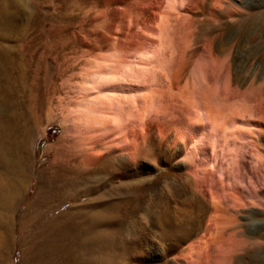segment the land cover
Masks as SVG:
<instances>
[{
    "label": "bare ground",
    "instance_id": "obj_1",
    "mask_svg": "<svg viewBox=\"0 0 264 264\" xmlns=\"http://www.w3.org/2000/svg\"><path fill=\"white\" fill-rule=\"evenodd\" d=\"M53 1L40 4L49 40L70 27L69 8ZM95 17L107 22L97 32L109 51L88 43L94 62L85 60L66 116L77 153L65 160L60 153L70 148L58 145L21 222L26 231L31 219L42 222L34 234L46 253L35 262L96 264L100 255L112 264L127 255L136 264H264V99L240 96L245 86L264 88V0H108ZM197 17L214 23L200 42L184 24ZM30 69L20 91L14 82L0 87V164L23 177L38 136L46 139L43 100L55 89L54 75ZM5 179L0 228L13 222L21 191ZM70 187L87 198L83 206L44 220Z\"/></svg>",
    "mask_w": 264,
    "mask_h": 264
},
{
    "label": "rangeland",
    "instance_id": "obj_2",
    "mask_svg": "<svg viewBox=\"0 0 264 264\" xmlns=\"http://www.w3.org/2000/svg\"><path fill=\"white\" fill-rule=\"evenodd\" d=\"M49 1L54 2L53 0H49ZM72 1L63 0V3H65V5H67V7L69 8L67 9V11L69 12L66 14L67 16L68 14L70 15V18L67 17L68 19L67 21H69L68 24L70 25V27L60 32L59 37L61 36L62 38L60 37L59 39V37H57L56 39L49 40V38L45 39L41 35L42 34L41 14L43 11L42 6L40 5L42 4L41 0H0V87L7 90L9 88V83L14 82L15 88L20 91L23 80V71L25 68L27 70V67L29 69L31 68L30 70L32 72H36L38 68L40 69L42 68V71L49 72L52 76L53 75L55 76V78L53 79L54 81H52L51 84V86H53L54 85L53 82H55V89L54 86L51 87L50 89L51 91H49V96H47V98H49L48 99L49 103L47 99L43 100L44 101L43 111L44 109L47 108L43 112V115H46L48 112L50 113V119L43 127V136H45L46 139L39 141L41 138L40 136H38L33 151V158L30 169L26 174H24L25 177H23L20 176L22 175L20 172L15 171L14 173H12L9 168L4 167L2 164H0V178H6L5 180H11V181L13 180L21 187L18 204L14 208L15 213L11 217H9L13 222L11 224L10 223L7 224L4 228H0V231L5 232V239L3 240L1 239L0 241V264H37V262H35L34 259L36 253L38 252L40 254L45 252L43 248L38 246L39 239L36 238V234L38 233V230L40 229L42 222L40 220L31 219L29 221L30 227L27 228L29 229L27 231L23 226H21V222L23 221V217L25 215L30 214L29 208L31 207V204L33 203L39 191L38 187L40 183L41 171H45L46 169H51L55 163V159L57 157L56 149L58 148V145L61 143V147L63 145L64 148L66 146H69L70 148V149L65 148V150L61 151L60 153V156H63V159L65 160L73 161L77 153V148L75 144H77L79 140H75L73 142L72 139L67 138L65 136L66 127H67L66 116L68 115L69 110L72 109L74 102L77 100L78 97L77 94L79 89L77 87L78 85H80L77 78L79 77V75L81 76V73L84 72L85 70V69L82 70L83 67L85 68L84 66L85 60L88 59L89 62H94V60L92 59L91 61L89 60L91 58V55L89 56V54L91 53L90 50L91 48L89 49V45H94V46L96 45L95 46L96 48H98V46L100 45L101 49H99L97 53L102 52L101 54L103 53L105 54V52L109 51L108 46L103 42L102 38L98 36L100 30L101 31L106 30L105 28H107V22L96 21V19H94L95 21L94 22L92 20L94 18V15H96L95 18H97V15H99L101 11L102 12L105 11L106 4H108V0H77V1L72 0ZM97 9H99L100 12H98ZM50 13H53V10H50ZM71 14L74 15L72 16ZM27 18H29V20ZM26 20H28V22ZM27 23L28 25L26 27ZM94 24L96 25L98 24L97 27ZM184 24L185 25L187 24L185 26L186 29L185 32L188 33L186 37L188 39H192L195 37L194 42H200L201 40L209 39L210 36L208 35V31L210 30L212 25L214 26V23H212L211 21L210 22L204 21L200 17H197L195 19L194 18L188 19L185 21ZM25 28L27 31L25 30ZM189 30L192 31L191 32L193 33L192 35H190ZM80 32L82 33V36L79 35ZM29 33L32 34L31 44L29 47H26L25 46L26 43H24L25 40L24 38ZM90 38L92 39L90 40ZM87 39L88 41L85 42L83 41ZM49 42L51 44H49ZM62 44L65 47H63ZM104 44L105 46L103 47ZM53 46H55L56 49ZM49 47H51L50 50ZM27 48H31L32 55L34 56H31L30 58L29 57L27 58V55L25 56ZM53 48L55 50H53ZM54 55L56 58L54 57ZM50 57L54 58L55 59L54 62L57 64H54L51 61L52 59ZM29 62H32L33 64ZM41 62L44 65L41 64ZM25 63H28V65ZM260 84H254L253 86H250L252 87L251 89L248 88L249 86L243 87L240 90L241 98L245 99L246 97L249 98L250 96L262 97L261 95H263L262 98L264 99V88ZM50 93L52 96H50ZM2 100L3 97H0V102ZM238 102L241 103V99H236V104ZM46 104L48 107H46ZM262 104L264 106V101L262 102ZM6 117H7L6 108L0 109V119L4 121ZM31 124L32 127H34V124L33 123ZM79 161L81 163V168H83L82 161L81 160ZM80 169L79 171H81ZM117 186H119V184L114 185V187ZM64 192H65L64 204L59 205L57 203L55 204L54 207L48 208L47 211L43 213L45 214L44 220L48 218H53L61 213H64L69 208H72L73 210L80 209V207L83 206V203L87 200L85 196H83L81 193H78L79 191L77 188L70 187L68 190ZM0 212H2L1 209ZM223 224L229 225L230 222L229 220H224ZM117 246L118 245L116 243L114 247ZM115 250L116 248L114 249V251ZM116 253L120 254V250L115 252L114 254ZM108 254H109L107 257L108 261L110 260L112 261L113 256L111 254H113V252L110 250ZM80 257L84 262L86 256L82 254V252L80 253ZM99 257L100 255H98L97 257L96 264L101 263V262L99 263ZM107 258L104 257L106 261ZM101 259H103V257ZM44 261H42L39 264H51ZM113 261L115 262L112 264H136V262H128L127 255L125 256L121 255V258L118 260L113 257ZM80 263L81 261L78 260V264Z\"/></svg>",
    "mask_w": 264,
    "mask_h": 264
}]
</instances>
